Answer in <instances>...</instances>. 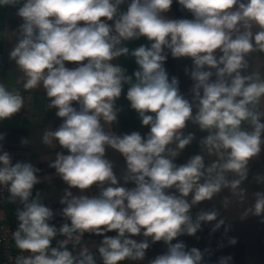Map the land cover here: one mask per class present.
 I'll list each match as a JSON object with an SVG mask.
<instances>
[{
	"label": "clouds",
	"instance_id": "1",
	"mask_svg": "<svg viewBox=\"0 0 264 264\" xmlns=\"http://www.w3.org/2000/svg\"><path fill=\"white\" fill-rule=\"evenodd\" d=\"M177 3L191 19L166 15L173 0H0V8L15 7L22 20L9 55L23 73L24 90L42 87L47 108L56 109L61 120L55 130L44 131L42 142L59 145L48 167L68 186L59 200L64 222L57 228L56 213L39 191L33 196L41 170L31 162L13 163L0 144V186L10 203L22 205L12 239L30 254L18 255L16 264H97L88 247L76 254L68 248L80 245L85 233L103 237L97 247L102 264L142 261L150 242H163L165 251L149 264H205L208 249L189 248L178 238L194 237L209 224L215 233L225 224L215 207L195 214L193 209L223 189H239L243 198L246 189L240 186L248 179L249 162L264 149V75L249 71L248 59L264 53V0ZM142 37L148 43L125 46ZM169 54L191 59L185 69L193 82L190 99L179 79L169 77ZM121 56L134 58L138 67L131 75L114 63ZM125 85L130 108L149 129L144 135L117 134L110 127L118 123L122 109L116 102ZM24 103L18 90L0 82V122L20 113ZM189 123L207 133L199 144L215 157L210 163L203 154L176 163L196 138L194 132L185 134ZM108 148L124 158L120 178L106 157ZM255 180L264 184V176ZM253 195L255 203L242 218L264 217V191ZM110 232L116 235H106ZM57 236L64 239L53 247ZM236 243L228 239L229 245ZM231 261L221 256L218 264Z\"/></svg>",
	"mask_w": 264,
	"mask_h": 264
},
{
	"label": "crops",
	"instance_id": "2",
	"mask_svg": "<svg viewBox=\"0 0 264 264\" xmlns=\"http://www.w3.org/2000/svg\"><path fill=\"white\" fill-rule=\"evenodd\" d=\"M122 7L126 9V5ZM16 10L15 7H5L1 34L0 82L10 89L25 91L23 88V73L15 64V61L10 59L9 55L16 43L13 32L22 23L21 18L16 15ZM166 15L172 19L192 18L187 10H182L177 0H173L171 10ZM146 43H148L147 40L142 37L139 40L126 42L125 46L132 50ZM248 59L250 63L249 71L259 70L264 75V53L253 52ZM114 63L124 67L129 75L138 67L131 56H121ZM191 65L190 58L173 59L170 54L165 64L169 77L175 76L179 79L180 90L189 99L191 98L190 88L193 82L190 76L186 75L185 69H190ZM67 66L72 67L74 65L68 64ZM127 87L125 85L124 92H122L120 99L116 102L117 106L122 109L118 114V123L110 127L117 134L139 131L144 135L149 129L141 125L137 113L130 108V103L126 99ZM25 92L28 93L29 98L21 112L10 120L0 122V133L5 134V140L0 141V144L3 145L5 151L12 154L13 163L16 161L31 162L41 170L38 175L42 182L34 187L33 196H35L37 191L40 192L42 202L56 213L52 223L59 228L64 222L59 215L60 209L63 207L59 200L68 186L56 175L55 169L48 167V164L55 159L56 152L61 151L59 145L56 144L55 147L45 145L42 142V136L46 129L55 130L61 120L55 115L56 109L47 108L49 101L42 87ZM262 106H264V102H262ZM184 131L185 134L194 132L196 138L181 152L180 157L176 160L177 164L185 163L191 156L196 154H203L206 163H210L215 159L214 156L210 157L206 151L202 152L201 150L199 141L207 135L206 132L200 131L198 126L191 123L188 124ZM106 157L113 162L114 172L117 177H122L126 170L123 156L119 152L108 148ZM258 174L264 176V149H262L259 156L254 157L249 162L248 179L240 186L246 189L243 198L239 194V189L236 193H233L230 189H223L211 201L201 202L193 209V214H195L200 209L207 210L215 207L220 213L219 218L225 220V224L215 233L211 232L212 225L209 224L203 225V230L197 232L194 237L182 236L178 238L183 240L189 248L197 247L201 251L208 249L210 254L205 255V264H218V259L221 256H231L232 261L230 264H264V223L261 222L264 217H256L249 214L247 217L242 218L245 210L252 207L255 203L253 193L264 191V184H258L255 180ZM227 175L229 179L236 178L232 173ZM120 183L123 186V180ZM127 186L131 187L132 185L129 184ZM72 191L74 194H79L77 189H72ZM96 191L93 188L92 194H96ZM225 228L228 229L226 234ZM106 235L114 236L116 233L110 232ZM133 238L138 241L144 239L142 236ZM230 238H235L237 243L229 245L228 239ZM102 239V236L85 233L80 245H77L75 249H73V245L68 248L76 254L81 247H88L94 253L97 264H102L97 252V247ZM163 251H165L163 242L155 244L150 242V247L146 251L144 260H125L120 262V264H149L150 260Z\"/></svg>",
	"mask_w": 264,
	"mask_h": 264
},
{
	"label": "built area",
	"instance_id": "3",
	"mask_svg": "<svg viewBox=\"0 0 264 264\" xmlns=\"http://www.w3.org/2000/svg\"><path fill=\"white\" fill-rule=\"evenodd\" d=\"M24 97L26 102L29 98L28 93L25 91H19ZM25 105V103H24ZM9 193L6 188L0 186V264H16V257L18 255L28 256V252H21L12 239V233L18 226L16 219V210L18 207H22L17 200L15 203H10L8 200ZM64 237L57 236L53 240L52 246H57V241L62 240ZM72 244H69L71 246Z\"/></svg>",
	"mask_w": 264,
	"mask_h": 264
},
{
	"label": "trees",
	"instance_id": "4",
	"mask_svg": "<svg viewBox=\"0 0 264 264\" xmlns=\"http://www.w3.org/2000/svg\"><path fill=\"white\" fill-rule=\"evenodd\" d=\"M4 15H5V7L0 8V51H1V34H2Z\"/></svg>",
	"mask_w": 264,
	"mask_h": 264
}]
</instances>
